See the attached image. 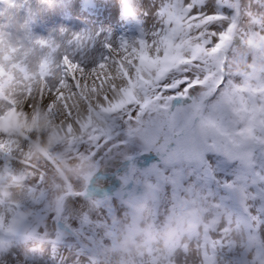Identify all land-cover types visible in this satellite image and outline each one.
I'll return each mask as SVG.
<instances>
[{"label": "rangeland", "instance_id": "374dc122", "mask_svg": "<svg viewBox=\"0 0 264 264\" xmlns=\"http://www.w3.org/2000/svg\"><path fill=\"white\" fill-rule=\"evenodd\" d=\"M93 3L90 5L88 0H0V33L3 28L7 33L28 37L25 40L30 43L29 47L41 48L32 49L39 53V61L33 64L32 58L26 55L22 60L36 70L41 61L48 59L54 66L53 71L59 73L64 67L65 54L90 68L102 57L113 54L107 44L118 48L121 38L130 43L151 40L152 33L159 30L157 5L151 0H93ZM235 4L241 10L240 27L244 33L260 32V26L244 14L250 11L255 16H264V5L256 0H203L200 8L206 14L221 13L229 18L211 26L213 31H222L237 13ZM76 31L91 35L82 36ZM76 36L82 39L77 41ZM93 37L100 38V42L91 60ZM21 47L20 44L18 51ZM234 48L237 51H230L229 55L242 60L248 72L255 51L239 37L234 41ZM229 79L239 84L244 77L231 72L225 75V81ZM200 91L203 89L193 95L198 96ZM221 91L207 102L203 114L222 119L231 136L207 133L174 163L165 164L161 154L149 149L140 136L128 134L130 124L136 126V114L132 113L130 122L126 110L109 118L106 142L81 146L84 154L95 153L91 162L98 165L86 186L81 180L72 182L77 192L83 194L68 195L58 201L62 190L54 188L48 179L40 185L38 191L42 194L28 191L39 183L37 179L26 180V204L33 210V230L10 237L14 246L4 259L8 264H92L95 258L98 264H108L105 248L113 239L105 236V232L113 226V215L119 236L138 215L143 216L140 223L151 222L157 228L175 223L183 205L187 231L170 258L173 264H207L206 255L214 257V264H264V143L239 142L238 129L242 123L230 111H215ZM3 104L6 103H0ZM190 104L191 99H178L173 107L186 109ZM175 148L177 144L173 141L169 150ZM52 150L63 151V145L57 144ZM5 165L15 171L24 167L18 160L0 153V167ZM153 166L171 179L161 178ZM45 169L49 174L50 169L47 166ZM91 186L108 191H142L143 209L137 212L114 196L86 194ZM240 198L244 202L242 209L238 203ZM186 201L190 208L184 206ZM84 217L92 224L82 228Z\"/></svg>", "mask_w": 264, "mask_h": 264}, {"label": "snow or ice", "instance_id": "6c2138e0", "mask_svg": "<svg viewBox=\"0 0 264 264\" xmlns=\"http://www.w3.org/2000/svg\"><path fill=\"white\" fill-rule=\"evenodd\" d=\"M202 3L203 0H163L156 12L159 30L152 33L151 40L140 39L138 43H130L121 38L118 48L107 44L113 54L102 57L90 68L65 54L64 67L59 73L53 71L54 66L48 59L41 61L38 69L34 70L22 59H17V49H9L10 55H5L4 35L0 33V103L8 104L17 120L19 115H24L16 112V101L6 93V89L18 84L26 97L25 109L40 105L49 121L59 124V131L63 132V140L57 143L63 145V151L41 149L45 165H40L33 162L32 156L33 150L41 143L39 137L26 133L11 118L5 127L7 113L0 112V153L24 166L19 171L8 165L0 167V181L5 179V174L7 179L24 184L26 180L35 178L39 183L28 191L30 194H42L38 190L48 179L45 166L51 165L59 172V159L91 161L95 153L86 155L81 146L106 142L109 118L126 110L130 122L132 113L136 114V126L130 124L128 134L140 136L149 149L161 154L165 164L174 163L181 153L190 151L205 135L209 120L203 114L205 101L220 90L221 98L214 106L215 111H230L242 124L248 125L240 135L264 143V122L257 125L254 119L249 118L257 111V104L264 105V81L253 83V75L239 67L243 61L229 55L230 51H237L234 48L237 37L251 50L258 51L264 47V16H255L250 11L244 13L261 29L246 35L240 27V7L235 4L236 15L222 31H213L212 25L229 18L221 13H204L200 8ZM256 3L264 5V0H256ZM81 39V36L75 37L77 41ZM256 41L260 42L259 47ZM52 51L56 48L53 47ZM231 72L242 75L243 82L236 84L230 79L226 82L225 75ZM198 89L203 91L194 96ZM178 99H191V104L186 109L174 108L173 104ZM260 113L264 115V108ZM32 115L39 119L35 112ZM198 117L199 123L196 122ZM49 131H52L51 127ZM21 139L26 146L21 145ZM173 141L177 148L169 150ZM97 168L98 165L92 163L89 174L79 180L86 186ZM153 170L161 178L171 179L164 177L156 166ZM56 188L62 190L58 201L68 195L83 194L78 193L68 180ZM184 211L181 205L175 219L185 224ZM142 219L143 216L138 215L127 227L133 228ZM91 224L88 217L82 219V228ZM116 224L113 215V226L107 228L105 236L113 240L118 237ZM179 245L180 242L174 245L173 252ZM184 247L187 249V245ZM205 259L207 264H214V257L206 255ZM92 264H98L95 258Z\"/></svg>", "mask_w": 264, "mask_h": 264}, {"label": "clouds", "instance_id": "9594fccd", "mask_svg": "<svg viewBox=\"0 0 264 264\" xmlns=\"http://www.w3.org/2000/svg\"><path fill=\"white\" fill-rule=\"evenodd\" d=\"M151 2L157 5L155 8V12H157L163 0H151ZM4 41L5 55H10L9 49L18 50L20 47V37L15 32H6ZM256 44L258 47L260 46L259 41H256ZM25 54L32 58L33 64L39 61V54L34 53L31 48H25ZM239 67L243 71L246 70L243 63ZM248 72L253 75V83L258 80L264 81V47L254 52V59L248 65ZM6 93L9 98L16 101V112L24 113V115H19L17 120L8 104L0 105V112L7 113L4 126H8L11 118L13 122H18L26 133L39 137L41 143L32 152L33 162L45 165L41 149L51 150L63 140V132L59 131V124L50 122L47 113L40 105L31 110L25 109L26 97L22 94V89L18 84L6 89ZM262 108L264 105L257 104L254 116L249 117L254 119L257 125L264 122V115L260 113ZM32 112L36 113V116L39 117L38 120L33 118ZM242 125L238 129L239 133L248 127L247 124ZM50 127L52 131H49ZM207 133L231 136L229 127L217 117H209L205 127V134ZM240 137L239 142L251 140L244 135H240ZM20 143L25 145L22 139ZM91 164L92 162L88 160L59 159V172L55 171L51 165H47V168L50 169L48 180L54 188L56 185H62L65 180L70 182L79 180L80 177L89 174ZM27 199L28 193L25 184L9 180L5 174V179L0 181V264H8L4 257L14 246L10 237L23 235L33 230V210L27 206ZM186 231V225L178 221L170 223L164 228H157L151 222H139L131 229L126 227L120 232L118 238L105 248V254L109 258L108 264H173L170 258L173 255L174 245L180 242Z\"/></svg>", "mask_w": 264, "mask_h": 264}, {"label": "water", "instance_id": "95a60500", "mask_svg": "<svg viewBox=\"0 0 264 264\" xmlns=\"http://www.w3.org/2000/svg\"><path fill=\"white\" fill-rule=\"evenodd\" d=\"M214 94V93H213ZM209 96L205 102L209 101V99L213 96ZM86 194L97 193L101 196H114L121 200L124 204L132 206V208L136 211L138 209L141 211L143 207V192L138 193H129V190H121V191H108L106 189H94L93 186L89 188V190L85 191ZM241 206H243L242 200H240ZM186 208H190L189 202L186 201L184 203Z\"/></svg>", "mask_w": 264, "mask_h": 264}, {"label": "bare ground", "instance_id": "6f19581e", "mask_svg": "<svg viewBox=\"0 0 264 264\" xmlns=\"http://www.w3.org/2000/svg\"><path fill=\"white\" fill-rule=\"evenodd\" d=\"M91 1H93V0H91ZM113 13V10L111 9V14ZM114 22H116V21H114ZM82 26H84V24L82 23L81 24ZM106 26V25H105ZM75 30H79L80 31V29H78V28H74ZM79 31H76L75 33H79L80 35H82V36H89V35H91V34H89V33H87V32H85V31H81V32H79ZM1 32L3 33V35L6 33V31H5V29H1ZM49 32H51L50 30H49ZM16 35L17 36H19L20 37V44L22 45V47L20 48V50L17 52V59H22V57L24 56V55H26L25 54V48H31V49H33V50H35L37 47H29L28 45H30V43H27V41L25 40V38H28V37H26V36H23L21 33H16ZM27 36H29V35H27ZM44 36H48L47 34H44ZM47 38V37H46ZM93 43H92V45L90 46V48H93L92 50H90V53H91V55H92V57H91V60H93L94 59V56H96V50L98 49V48H96L98 45H99V42H100V38H97V37H93V39L91 40ZM32 45V44H31ZM38 49H41V48H37V50ZM37 50H35V51H37ZM34 53H38V52H34ZM39 54V53H38ZM90 60V59H89ZM29 62H30V60H29Z\"/></svg>", "mask_w": 264, "mask_h": 264}, {"label": "trees", "instance_id": "16d2710c", "mask_svg": "<svg viewBox=\"0 0 264 264\" xmlns=\"http://www.w3.org/2000/svg\"><path fill=\"white\" fill-rule=\"evenodd\" d=\"M252 149H254V148H252ZM63 232V231H62Z\"/></svg>", "mask_w": 264, "mask_h": 264}]
</instances>
